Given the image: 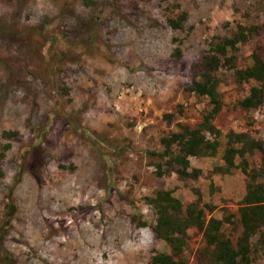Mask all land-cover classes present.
I'll return each mask as SVG.
<instances>
[{
	"label": "rangeland",
	"instance_id": "1",
	"mask_svg": "<svg viewBox=\"0 0 264 264\" xmlns=\"http://www.w3.org/2000/svg\"><path fill=\"white\" fill-rule=\"evenodd\" d=\"M183 11L182 28L172 29L167 19ZM238 24L260 27L239 44L245 67L252 52L264 57V0H0V144L10 143L1 160L0 264H150L169 250L147 202L160 190L184 206L199 195L206 219L233 213L221 229L236 241L246 176L217 167L229 130L264 141V102L249 111L237 104L259 83L238 85L231 70L217 71L220 145L189 156L197 179L177 175L160 139L178 123L196 127L209 110L187 86ZM4 130L18 134L3 138ZM247 158L260 165L258 153ZM187 232L188 264H205L202 233ZM250 264H264V250Z\"/></svg>",
	"mask_w": 264,
	"mask_h": 264
},
{
	"label": "trees",
	"instance_id": "2",
	"mask_svg": "<svg viewBox=\"0 0 264 264\" xmlns=\"http://www.w3.org/2000/svg\"><path fill=\"white\" fill-rule=\"evenodd\" d=\"M186 16L187 13L183 11L175 17H169L167 22L172 29H181ZM259 31L258 25L238 24L231 35L213 43L202 56L200 66L203 70L199 71L198 77L192 80L187 90L199 96H206L209 99V110L203 114L196 127L178 123L179 131L170 132L160 139L164 146L163 152L170 154L167 163L174 167L180 178L197 179L201 170L195 167L189 170V156L213 155L220 145L218 138L221 131L213 124V119L223 107L218 90L221 79L217 76V71L231 70L238 85L249 80L259 83L250 86L248 94L237 101L243 110L256 109L263 104L264 57L254 51L251 54V64L239 67L237 55L239 44ZM180 54V48L175 47L173 55L179 58ZM166 116L168 119L171 117L170 114ZM17 134L16 130H4L1 137L11 138ZM9 148L8 141L0 144V178L3 176L1 160ZM174 149L177 150L175 154ZM255 153L260 155L261 161L257 167L251 166L247 158V155ZM222 159L225 165L218 166V170L229 172L232 168H240L246 176L245 193L238 206L241 231L236 241L233 242L221 229L224 222H233V213L226 212L222 218L211 216L206 219L199 206V195L196 200L184 206L169 190H160L154 197H148L147 202L156 212L153 231L158 238L165 241L169 250L156 251L150 264H188L185 250L189 239L187 230L191 227L201 232L205 240V264H250L254 255L259 250H264V180H261L264 176V141L251 136L247 131L229 130L226 133ZM157 168L160 169L161 166L158 164ZM212 208L210 207L211 210Z\"/></svg>",
	"mask_w": 264,
	"mask_h": 264
}]
</instances>
